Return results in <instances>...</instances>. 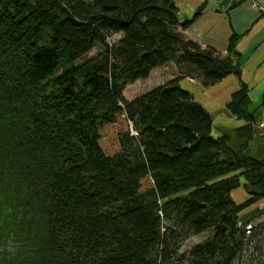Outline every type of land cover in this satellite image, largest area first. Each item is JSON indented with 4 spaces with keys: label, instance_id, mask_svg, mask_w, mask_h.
<instances>
[{
    "label": "trees",
    "instance_id": "obj_1",
    "mask_svg": "<svg viewBox=\"0 0 264 264\" xmlns=\"http://www.w3.org/2000/svg\"><path fill=\"white\" fill-rule=\"evenodd\" d=\"M177 15L173 0H0V264H264V211L239 215L264 200L248 87L226 104L244 124L214 135L179 85L240 78L238 36L222 55ZM168 64L177 76L124 98ZM119 116L108 156L101 131Z\"/></svg>",
    "mask_w": 264,
    "mask_h": 264
},
{
    "label": "rangeland",
    "instance_id": "obj_2",
    "mask_svg": "<svg viewBox=\"0 0 264 264\" xmlns=\"http://www.w3.org/2000/svg\"><path fill=\"white\" fill-rule=\"evenodd\" d=\"M174 2L177 5L181 20L191 19L192 21L197 10H201V16H196L186 31L188 39L224 51L230 37L233 35L238 36L235 42V50L242 54L239 61L240 79L232 74L222 82L209 87H204L198 81L189 78H183L179 81L180 87L188 92L210 114L213 134L231 133L244 124L243 119H237L226 108L231 93L240 89L241 81L249 87V112L254 113L256 119L263 121L264 19L252 7L250 0H245L230 11L229 8L233 7L232 0H174ZM93 53H90V55ZM172 75L173 77L177 76V70L172 64L160 67L157 70L153 69L147 79L127 85L123 96L128 101L132 100L157 85L163 84ZM128 127L129 124L124 116H119L114 124L107 125L102 129L100 146L106 155L111 156L118 152V134L126 131ZM257 127L260 129L263 126L259 123ZM257 137L258 135L254 137L253 146L251 143L249 144L247 152L251 157L264 159V151L258 149L261 139ZM240 182L241 185L231 192V197L236 203H243L249 197L243 187L244 179L242 177ZM150 186L149 179L142 182L144 190L149 189ZM263 211L264 200H261L255 205L247 206L241 210L239 215L242 218L241 220L250 221V219H257ZM206 234L190 238L184 243L183 250L202 241Z\"/></svg>",
    "mask_w": 264,
    "mask_h": 264
},
{
    "label": "crops",
    "instance_id": "obj_3",
    "mask_svg": "<svg viewBox=\"0 0 264 264\" xmlns=\"http://www.w3.org/2000/svg\"><path fill=\"white\" fill-rule=\"evenodd\" d=\"M245 0H237V1H235V0H232V2L231 3H233L232 5H233V7L232 8H229V11L230 10H232V9H234L235 7H237V6H239V4H242V2H244ZM173 2H174V0H173ZM175 3V2H174ZM176 5V4H175ZM176 7H177V5H176ZM177 11H178V8H177ZM259 14V13H258ZM198 15H200L201 16V10H197V12L194 14V17H193V20H195V17L196 16H198ZM260 15V14H259ZM178 17H179V19H180V16H179V14H178ZM191 20V19H190ZM193 20H192V22H193ZM187 31V30H186ZM186 31H184V35L187 37V33H186ZM190 40H192V39H190ZM194 41V40H193ZM195 42H197L202 48H204V47H206V46H211V45H207V44H203V43H200L199 41H195ZM211 47H213V46H211ZM213 48H215V47H213ZM259 48V47H258ZM257 48V49H258ZM215 50L218 52V53H220V54H222V55H225V51L226 50H224V51H220V50H217L216 48H215ZM238 52V51H237ZM239 53V52H238ZM240 54V53H239ZM240 56H242V54H240ZM167 66V65H166ZM160 68V67H159ZM159 68H156V70L157 69H159ZM240 74H241V72H240ZM171 78H173V75L172 76H170L168 79H171ZM227 78V77H226ZM226 78H224V79H226ZM223 79V80H224ZM223 80H221V82L223 81ZM241 83H243L242 81H241ZM245 84V83H244ZM247 86V85H246ZM248 87V86H247ZM249 88V87H248ZM252 115L254 116V118H255V123L257 124V125H259V123L263 126L261 129H258V131H256V135H258V137L257 138H259V139H261L260 140V142H259V146H258V149H261V151H264V119H263V121H260V119H256V117H255V115H254V113H252ZM243 125V124H242ZM241 126V125H240ZM255 135V136H256ZM258 140V139H257ZM254 145V138H253V141H252V146Z\"/></svg>",
    "mask_w": 264,
    "mask_h": 264
},
{
    "label": "built area",
    "instance_id": "obj_4",
    "mask_svg": "<svg viewBox=\"0 0 264 264\" xmlns=\"http://www.w3.org/2000/svg\"><path fill=\"white\" fill-rule=\"evenodd\" d=\"M252 7L264 17V0H250ZM250 229V226L247 227Z\"/></svg>",
    "mask_w": 264,
    "mask_h": 264
},
{
    "label": "bare ground",
    "instance_id": "obj_5",
    "mask_svg": "<svg viewBox=\"0 0 264 264\" xmlns=\"http://www.w3.org/2000/svg\"><path fill=\"white\" fill-rule=\"evenodd\" d=\"M260 16H261V15H260ZM177 17H178V15H177ZM261 18L264 19L263 16H261ZM178 20H179V22H181V23H185V22H187V21H190V22L192 23L191 20H181V19H179V17H178ZM191 23H190V24H191ZM190 24H189V26H190ZM189 26H188V27H189ZM187 29H188V28H187ZM187 29H186V30H187ZM186 30H184V31H186ZM184 31H183V33H184ZM239 79H240V78H239ZM256 125H257V124H256L255 122L252 124V127L254 128L255 131H256ZM241 224H242L243 226H246V221H244V220L242 221V220H241Z\"/></svg>",
    "mask_w": 264,
    "mask_h": 264
}]
</instances>
